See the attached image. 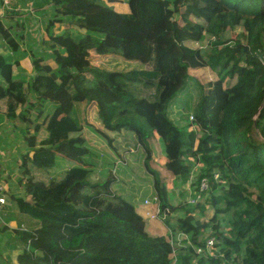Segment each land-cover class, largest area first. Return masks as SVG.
<instances>
[{
	"label": "trees",
	"instance_id": "trees-1",
	"mask_svg": "<svg viewBox=\"0 0 264 264\" xmlns=\"http://www.w3.org/2000/svg\"><path fill=\"white\" fill-rule=\"evenodd\" d=\"M48 3L49 49L29 52L31 72L20 67L24 24L0 19V113L32 129L20 154L24 193L11 195L31 218L15 229L28 244L18 263L264 264V0ZM57 24L64 28L56 34ZM106 55L113 57L94 62ZM202 69L211 74L200 82L193 76ZM190 81L200 95L182 125L168 108ZM82 102L99 125L80 117ZM126 132L143 152L163 220L145 219L112 189L114 142ZM106 146L113 164L90 181L91 156ZM155 155L161 168L151 166ZM58 161L69 166L55 173ZM194 167L192 187L205 177V198L172 203L168 184L191 178ZM208 206L213 215L201 221ZM173 212L181 214L174 222ZM208 228L213 253L205 249ZM166 229L188 242L173 247Z\"/></svg>",
	"mask_w": 264,
	"mask_h": 264
},
{
	"label": "rangeland",
	"instance_id": "rangeland-1",
	"mask_svg": "<svg viewBox=\"0 0 264 264\" xmlns=\"http://www.w3.org/2000/svg\"><path fill=\"white\" fill-rule=\"evenodd\" d=\"M28 14L30 17H28L27 21H24V28L22 31V34L24 36V41L21 42V52H20V59L24 62V64H26V59L29 57V55L31 56V53H36L37 55H44V53L48 52V43L45 40H50V35L47 32V25L45 23H47V19L50 17L51 12H49L47 15H44V18H40V17H35L34 14L32 12L26 13ZM25 16V15H24ZM63 26L59 25L58 27H56L54 29V32L57 33H61L63 32ZM15 30L17 31V27L15 28ZM242 30L241 28L236 29L231 36L235 37L236 34ZM73 32H78V29L73 28ZM2 43L4 42L2 39L0 40ZM202 47H206L207 46V41L202 42L201 43ZM4 48V45L1 46V49ZM23 49L26 51V54L24 53ZM5 52H7L8 50L4 49ZM9 52V51H8ZM31 52V53H29ZM111 57L113 56H102V57H98V56H94V62L95 63H101V62H106L108 61ZM30 58V57H29ZM28 58V59H29ZM50 58H48L47 60H49ZM30 60V59H29ZM51 60V59H50ZM116 66V65H115ZM119 67L122 66V63L118 64ZM20 67L26 69V72H31V69H28L27 66L23 67L22 64H20ZM19 67L16 66L14 68V72H18ZM23 71V72H25ZM194 74H196L195 77L196 80L198 81H203L205 80V78L207 79L209 77V74H211V72L207 69H202V70H197L194 71ZM233 82V80H231ZM203 83V82H202ZM190 85V86H189ZM187 90L185 92H181L178 94V96H175V98L172 100L171 105L169 106L168 110L170 112V117H172L178 124H187L188 119H190V114H191V107L194 105L195 101L197 100V97L200 95V91H199V87L195 84H193L191 81L189 83ZM181 103H183L184 105H182ZM76 108L80 109L79 115L80 117H86L88 121L95 123L96 125H99L96 121L95 118H98V114L96 113V111L94 112L93 109L90 108L87 105L86 102H82V103H77L76 104ZM48 109V108H47ZM95 117V118H94ZM7 130L10 129L9 136L11 137L10 141L12 143L13 139H17L15 140L14 144H17L18 141L21 143V146H16L17 147V152L20 153V149L24 148L22 146H26V137H29L32 133V129L29 128L30 130H25V123L19 119H17L16 121H14V119H10V123H7ZM196 128V126H195ZM16 132V135H14V133ZM5 139V138H4ZM6 141V140H5ZM105 143V141H103V144ZM13 144V145H14ZM114 147L117 149V152L120 154V157H115L114 156V161L118 162L117 166L115 168L116 170V181L112 184V189L117 192L120 193L121 195L124 196L125 199H127L128 201H130L132 204H134V206L136 207V209L138 210V212L142 213L143 217L147 220H149L148 218H157V217H151L149 216V214H147L148 211H152V207L150 204H145V199L149 196H151L153 194V189H152V177L150 176V174L147 172V170L144 167L143 164V152L141 150V148L139 146H137L136 140L134 135L131 132H126L125 136H120L118 138V141L114 142ZM21 147V148H20ZM107 147V146H106ZM10 148V147H9ZM158 148V146L155 147V150ZM11 149V148H10ZM12 149H14V146L12 147ZM108 151L107 153H103V152H98V151H94L93 156H91V160L93 163L92 166V172L91 174H89L88 179L90 181H96V180H101L104 178L105 174L107 173V166L108 163L110 161V158L108 157V155H115L114 150H111L109 147H107ZM114 149V148H112ZM5 155H13L11 154L10 151H6V153H4ZM117 154V153H116ZM100 155H103L102 157ZM107 155V156H105ZM118 155V154H117ZM99 156V157H98ZM156 156V155H155ZM155 158H153L151 166L152 167H156V168H161L160 164H159V156H156V159L154 161ZM99 160V163H98ZM60 163H62V161H58ZM57 162V163H58ZM68 164V165H67ZM196 165V164H195ZM69 166V163H62L59 164L58 166H54L52 167V171L57 173L60 170H63L64 167ZM10 168L12 169V171L14 172V174L16 176H18L19 174L21 175V167L19 166L17 169L14 168V165H11ZM197 171V168L194 167V170L192 171V177L187 179V180H181L179 179L177 181V185L172 186L173 182L169 183L168 186L170 188H172L173 190V199H172V203L174 204H180L184 201H186L189 197V192H190V187H192L193 184V178H195V172ZM161 172L163 173V170H161ZM54 174V173H53ZM19 175V176H20ZM195 180V179H194ZM169 181V179H168ZM11 199L8 196V205L9 203L12 204L11 209L15 210L17 209L16 203L14 202V200H9ZM203 201V200H202ZM147 206V210L145 211L144 214V208L145 206ZM214 212V208L213 207H207L205 209L204 214H202L200 216L201 221H207ZM19 211L15 210L12 212H7L5 216H13L11 220L16 219V224L19 225L18 221H22L24 222V224L26 226H28L27 220L21 218L19 216ZM172 215V216H171ZM176 215H181L180 212H173V213H169V215L167 217H170V220L174 222ZM19 216V217H18ZM223 216H220V218L222 219ZM228 217V215H227ZM226 217V218H227ZM159 219V218H158ZM223 223V222H222ZM227 225V224H226ZM225 225V227H226ZM8 227H6L3 231V235L4 238H2V240L4 241V245L8 248H15L19 249L21 251V247L23 248V244L21 245V241L20 239L17 237V235H15L17 238H13L11 240H9V237H12V231H14V228L11 229V231L7 230ZM169 229L163 230L164 233H167ZM210 228H208L207 232L204 233L203 238H208L209 237V232H210ZM8 233V234H7ZM208 236V237H207ZM179 238H182V235L179 236Z\"/></svg>",
	"mask_w": 264,
	"mask_h": 264
},
{
	"label": "crops",
	"instance_id": "crops-1",
	"mask_svg": "<svg viewBox=\"0 0 264 264\" xmlns=\"http://www.w3.org/2000/svg\"><path fill=\"white\" fill-rule=\"evenodd\" d=\"M52 9L53 6L50 3H48V0H0V19L4 21L6 25L8 26L11 25L13 27V25H17V24L23 25V22L28 20L27 18L30 16L26 13L32 12L35 17L44 18L43 16L51 12ZM9 16H13V17L9 18ZM45 24L47 25L48 22ZM59 25L62 24H57L55 28L58 27ZM62 26L64 27V25ZM16 120L17 119H15L14 121ZM7 123H10V119H7L6 117L3 116V114L0 113V167H1L0 179H2L6 183V186L8 187L7 195L11 198L12 193H15L16 195H21L24 193L23 184L22 182L19 181V177L22 175L19 174L20 176L19 175L16 176L12 171V169L10 168V166L14 165L15 169L19 167L20 156H21L20 154L21 152H24L26 150V146L25 145L22 146L24 148L20 147L21 148L20 153L17 152L16 146H21V143L18 141L17 144H14L15 140L17 139H13L12 143L8 141L11 139V137L9 136V133L11 132L10 129L7 130L6 127ZM14 135H16V132L14 133ZM13 146L14 149H12ZM6 151H10L11 154L13 155H5L4 153H6ZM100 156L102 157L103 155ZM108 157L109 159L111 158V156ZM111 161L112 159H110L108 166L113 164L114 160L112 164H110ZM11 206L12 204L9 203L8 205V200H7L5 209L0 213V264H19L17 261V255L22 252L25 244L21 242V245L23 244V248L21 247V251L19 249L14 250L15 248L6 247L4 245V241L2 240V238H4L3 230L6 227H8L7 230L9 231H11V229L14 228V231H12V237H9V240H11L13 238H17L15 236L16 235L15 229L16 228L20 229V225L24 224V222L22 221H18L19 225L16 224V219L11 220L13 216L4 217V215H6L8 211L12 212L18 210V209L15 210L11 209ZM144 206H145L144 208V214H145V211L147 210V206L146 205ZM19 214L21 218L27 220V223L31 221V218L27 214L21 212H19Z\"/></svg>",
	"mask_w": 264,
	"mask_h": 264
},
{
	"label": "built area",
	"instance_id": "built-area-1",
	"mask_svg": "<svg viewBox=\"0 0 264 264\" xmlns=\"http://www.w3.org/2000/svg\"><path fill=\"white\" fill-rule=\"evenodd\" d=\"M262 60L264 61V56L262 57ZM191 117V115H190ZM116 162L115 164V168L117 166ZM0 171H1V167H0ZM216 177V175H215ZM190 192H189V197L187 199V201L195 204L197 202L202 201L205 196L206 193L204 194V192L208 189V183H207V179L205 177H202L198 183H196L193 187H190ZM7 191H8V187L6 186V183L0 179V213L5 209V205L7 203L8 200V195H7ZM145 204H150L152 207V211H148L147 214H149V216L151 217H157L161 220H163L166 216V212H161L160 211V207H159V201H158V197L156 195V193L153 192V194L149 197H147L145 199ZM20 229H27V226L24 224L20 225ZM168 232L170 233V241L173 247L179 246L181 245L182 239H186V242H188V238L186 233L181 232V231H176L174 233L175 238H173L172 236V231L168 230ZM182 235V238H179V236ZM214 236H209L206 240H205V249L207 250V252L209 253H213L214 247ZM28 246V244H24V247ZM198 252L201 251V247H198L196 249Z\"/></svg>",
	"mask_w": 264,
	"mask_h": 264
},
{
	"label": "water",
	"instance_id": "water-1",
	"mask_svg": "<svg viewBox=\"0 0 264 264\" xmlns=\"http://www.w3.org/2000/svg\"><path fill=\"white\" fill-rule=\"evenodd\" d=\"M26 61H27L26 64H24V62L22 60H20V64H22L23 67H25V66L29 67L31 65L29 59L27 58ZM28 199H29V197H28Z\"/></svg>",
	"mask_w": 264,
	"mask_h": 264
}]
</instances>
